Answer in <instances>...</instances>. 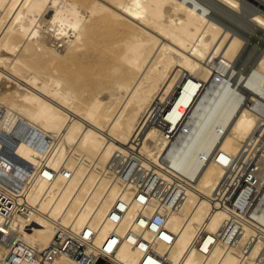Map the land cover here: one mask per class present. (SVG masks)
<instances>
[{"label": "bare ground", "instance_id": "1", "mask_svg": "<svg viewBox=\"0 0 264 264\" xmlns=\"http://www.w3.org/2000/svg\"><path fill=\"white\" fill-rule=\"evenodd\" d=\"M239 1L0 0V147L12 144L10 157L0 152V179L20 183L12 209L30 211L8 227L0 213V236L13 229L31 245L25 254L16 250L21 261L38 264L59 230L56 219L79 240L84 230L92 232L82 239L90 256L109 242V232H118L110 254L115 264L144 258L142 264H264V146L253 134L259 123L264 131V49L246 70L233 67L246 38L229 33L206 5L231 14ZM249 12L244 21L264 36V13ZM155 113L165 118L164 127L145 125ZM42 136L50 137L44 149L36 144ZM133 149L148 159H140L143 167L154 164L162 183H177L180 201L171 206L176 193L166 203L130 197V185L108 165ZM240 155L253 158L258 197L239 214L242 231L233 251L222 240L207 246L228 212H239L216 200L218 209L210 211V198L224 175L221 164ZM26 164L32 171H19ZM156 210L167 213L170 243L136 217ZM128 228L146 241L127 238ZM200 229L209 233L201 248L194 244ZM250 235L255 239L243 251ZM152 249L166 262L152 257ZM5 255L0 243V264H9ZM45 263L88 264L65 250Z\"/></svg>", "mask_w": 264, "mask_h": 264}, {"label": "built area", "instance_id": "2", "mask_svg": "<svg viewBox=\"0 0 264 264\" xmlns=\"http://www.w3.org/2000/svg\"><path fill=\"white\" fill-rule=\"evenodd\" d=\"M164 120L165 118L162 119V116H160V114L155 113L154 115H151L148 118V120H146L145 125L146 126L160 125L164 127L167 123ZM260 125L261 123H259L255 127L253 134H258L257 138L260 141V147H262V145L264 146V131L263 132L258 131ZM138 138L139 136L138 137L133 136L131 139V141L135 143V146H137ZM49 140L50 137L42 136V138L36 142L37 148L40 147V149L42 148L44 149V145L47 144ZM11 145H9L8 147L6 146L0 147V152L6 150L3 154L6 153L9 154L10 151L8 149L9 147H11ZM130 152H131L130 155L126 157L123 156V158L120 160L117 159L118 160L117 163H110L108 165V167H110L115 172L114 177L118 173L123 181V184L128 183V185H130V187H128L131 190L130 197H136V199L139 201H140L139 197H159L160 201L166 203L168 200H170V197H172L176 193L171 206H173V204L177 203L182 199L184 192L182 190H178V186H176L177 185L176 182L175 184L171 182L162 183L154 175V172L152 170V168L154 167L153 163L149 168L143 167L141 165L140 159H145V157L141 156L136 149L130 150ZM8 156L10 157V154ZM252 164H253V158L250 157L247 160H244V158H241V155L239 158H234L233 161L227 160L226 162L221 164L222 167H224V175L218 180L213 190L214 196L213 198H210V202L212 205L210 211L218 209L214 201L216 200L217 203H219L220 207L230 205L235 207L236 210H239V212L237 214L234 212L236 215L231 210L230 212H228L227 217L222 221V223L217 228V230L215 232L210 233V236L213 237L214 239H212V241L210 242H207V246H212L213 244L217 243L216 241L218 240H222L224 242L225 245L224 247L226 250H230V249L232 250L233 248L232 245L235 246L237 238L239 237L242 231L241 222H240L241 217L239 214L240 213L247 214L248 209L251 207L252 204L255 203L254 201L259 194V191L253 189L254 177L252 175V171H253ZM32 167L33 166H31L30 164H26L24 168L22 166H19V171L24 170V172H31ZM61 169H63V167H61ZM42 174L43 173L41 172V175ZM5 179L6 178H4V180ZM4 180L0 179V213L3 216L8 217V219H6L4 222V225L8 227L10 226V222L8 223L9 220L18 216L27 219L30 215L29 214L30 211L27 210L23 205L21 206V208L12 209L14 202H16L14 200L16 197L15 195L19 193V192L15 193L14 191H16L19 188L20 183L18 185V183H11L10 181H4ZM175 180L177 179L175 178ZM124 188H127V186L122 185L120 189H124ZM116 197L117 198L115 202L119 204L121 202V198L119 197H124V196L120 194ZM114 207L118 209L117 206ZM41 215L44 216L45 218L48 217V215H45V213H41ZM166 216H167L166 212H159L158 210H156L155 214L152 216H146L142 212L136 215L138 220L143 219L146 222L148 221L150 222L149 229L152 231V233L157 235L158 239L170 243L171 240L173 239V235L172 232L169 229H167V227L165 226ZM51 221L54 222L55 225L57 226L54 229H59V230L57 231L55 230L51 239L40 250L39 252L40 258L37 262L38 264H46L45 261L47 259L53 258V256L56 254V251L58 250H65L69 252L74 259L81 260L88 264L116 263L110 257L111 251L115 248L114 246L118 243V240H120V235L116 230L114 231L117 232L116 233L117 237H115V232H109V235H112V238L109 240V242L107 241L103 245L99 253L92 254L90 256L85 252L84 248L86 246V243L82 242V239H87L88 237H90L92 232H89L88 235L86 236L85 235L86 230H84L80 236L81 240H79L76 237V235H72V236L69 235L72 233H76L73 231L72 226H62L59 223V220L56 219H51ZM28 222L29 219L25 221V223ZM59 224H60V228H59ZM202 226H204V223L202 224ZM60 229H63V232H66L64 233L66 236L61 235L62 231H60ZM230 230H232L231 235L228 236L227 232ZM205 233L206 231L200 229V231L197 234V237L194 240L195 245H199L200 243L199 246L200 248L201 245L203 244L204 239L209 237L208 236L209 233L208 232L206 234ZM17 234L18 231L16 233L15 230L10 229L9 232L5 234L4 237L0 236V243L4 245L6 249V255L4 259L7 260L9 264H26L27 260H25L24 262L21 261L19 259V255L16 252V250L22 251L24 253L25 249L31 247V245H29V243H27L24 239L18 238L16 236ZM125 234L127 235V238L136 235L134 241H138V243H142L143 241H146L143 237L138 236V234L135 233L130 228H128V230L125 231ZM163 234H167L169 235V237L166 238ZM254 239L255 237L253 235H250L247 238V241L241 247L242 250L246 251L247 249H249ZM63 241L64 243L62 244ZM91 245H94L92 240H91ZM108 245L111 247L110 250L107 249ZM148 252L152 257L159 259L162 262H166L165 259H163V257H160L159 253L155 252L153 249ZM202 252L207 253V251H202ZM27 256L32 257V255H27ZM145 261H146L145 258L142 259L141 264L144 263Z\"/></svg>", "mask_w": 264, "mask_h": 264}, {"label": "rangeland", "instance_id": "3", "mask_svg": "<svg viewBox=\"0 0 264 264\" xmlns=\"http://www.w3.org/2000/svg\"><path fill=\"white\" fill-rule=\"evenodd\" d=\"M206 5L210 6V9L208 11L210 12L209 15L211 14L210 17L215 18V20H218L221 24H223V26L228 28L229 33L235 30L234 33L240 32L241 34L240 33L238 34L240 35L243 34L242 36L246 38L244 43L239 48L238 54L236 55V57L232 59L233 61L231 62V65L235 67L236 69L243 70V71L246 70L249 66H251V64H253V62L255 61L254 58L257 57V54L259 53V51H261V49L262 50L264 49V36L260 34L259 30H253L251 26H249L245 21H247L249 14H251L249 11L254 12V9H255V11L260 10L264 13V2L262 1L260 2L259 0L257 1L256 0L255 1L254 0H240L239 10H237L236 13L233 12L231 14L224 12L218 7H213L214 5L213 6H211V4H206ZM244 18H246L245 21H244ZM238 19L240 20L239 22H238ZM240 22L242 24H245L246 26L242 25ZM239 23L242 27L239 25Z\"/></svg>", "mask_w": 264, "mask_h": 264}]
</instances>
